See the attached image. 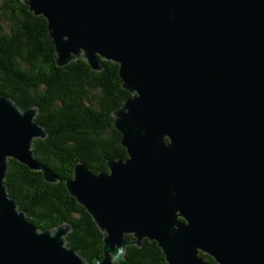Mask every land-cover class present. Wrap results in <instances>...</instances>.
I'll use <instances>...</instances> for the list:
<instances>
[{
  "label": "water",
  "instance_id": "water-1",
  "mask_svg": "<svg viewBox=\"0 0 264 264\" xmlns=\"http://www.w3.org/2000/svg\"><path fill=\"white\" fill-rule=\"evenodd\" d=\"M22 1L56 65L116 62L130 93L111 112L127 157L64 181L104 233L96 264L145 237L167 264H264V0ZM37 112L0 94V264H89L68 222L39 229L8 194V159L58 180L32 150Z\"/></svg>",
  "mask_w": 264,
  "mask_h": 264
},
{
  "label": "trees",
  "instance_id": "trees-1",
  "mask_svg": "<svg viewBox=\"0 0 264 264\" xmlns=\"http://www.w3.org/2000/svg\"><path fill=\"white\" fill-rule=\"evenodd\" d=\"M46 24L22 0H0V94L11 97L21 109L38 106L34 120L47 134L33 140L32 150L58 178L47 182L40 170L8 159L4 182L28 221L40 229L68 222L66 245L96 264L103 255L104 233L64 181L77 162L96 173L108 170V160L127 157L111 112L130 93L121 85L116 62L102 60V70H93L82 58L56 65ZM200 254L210 264H218ZM117 264L167 262L157 242L144 238L140 247L128 245Z\"/></svg>",
  "mask_w": 264,
  "mask_h": 264
},
{
  "label": "rangeland",
  "instance_id": "rangeland-1",
  "mask_svg": "<svg viewBox=\"0 0 264 264\" xmlns=\"http://www.w3.org/2000/svg\"><path fill=\"white\" fill-rule=\"evenodd\" d=\"M77 59H79V58H77ZM36 138H39V137H36ZM34 139H35V138H34ZM17 207H18V204H17ZM18 210H22V209H19V208H18ZM62 223H63V222H62ZM60 224H61V223H60ZM57 226H58V225H57ZM57 226H56V227H57ZM56 227H50V228H53V231H54ZM38 228H39V227H38ZM47 228H49V227H47ZM39 229H40V228H39ZM44 229H46V228H44ZM68 232H69V231H68ZM126 238H130V239L132 238L133 240L137 239V237H134V236H132V235H130V237H126ZM145 238H146V237H145ZM143 239H144V238H143ZM143 239H142V241H143ZM130 245H136V246H139V247H140V246L142 245V243H141V245H137V244H130ZM127 246H128V245H127ZM127 246H126V247H127ZM71 248H72V247H71ZM125 251H126V249H125ZM124 253H125V252H124ZM204 254H205V253H204ZM200 255H201V254H200ZM123 257H124V254H123ZM120 260H121V259H120ZM120 260H119V261H120ZM87 262H88V261H87Z\"/></svg>",
  "mask_w": 264,
  "mask_h": 264
}]
</instances>
